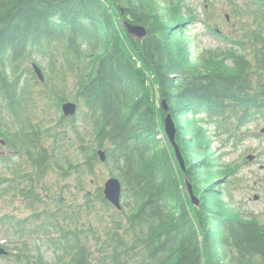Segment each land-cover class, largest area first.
<instances>
[{
  "label": "trees",
  "instance_id": "16d2710c",
  "mask_svg": "<svg viewBox=\"0 0 264 264\" xmlns=\"http://www.w3.org/2000/svg\"><path fill=\"white\" fill-rule=\"evenodd\" d=\"M247 3L243 39L193 61L180 33L197 22L187 0H0V130L12 154L0 158L12 176L0 179V200L28 212L0 215L11 245L3 260L264 264V222L236 209L235 181L216 182L220 158L206 145L209 136L236 145L251 123H264V0ZM125 21L145 26L146 38L134 39ZM33 57L44 84L25 68ZM25 72L52 98L31 92ZM69 97L79 106L71 118L60 113ZM163 101L182 153L188 145L196 158L185 171L164 135ZM39 105L60 114L42 118ZM98 167L120 178L121 210L104 198ZM185 179L205 187L199 207Z\"/></svg>",
  "mask_w": 264,
  "mask_h": 264
},
{
  "label": "rangeland",
  "instance_id": "374dc122",
  "mask_svg": "<svg viewBox=\"0 0 264 264\" xmlns=\"http://www.w3.org/2000/svg\"><path fill=\"white\" fill-rule=\"evenodd\" d=\"M233 1L234 5H232L229 0H187L188 5L197 12V22H191L186 25L180 30V33L183 42L188 47V55H190L193 61H198L204 58L209 60L219 57L235 47V42L243 39L242 35L244 34V29H249L250 27L246 25L248 21L251 20V17L248 12L246 13L244 10V8L246 9V7L249 6V3L246 5V0ZM238 6L243 7L242 14L240 15L233 13L235 10H240ZM227 15L230 16L229 21ZM33 59L34 60L31 59L26 63L25 68H32L33 64H37L45 76V71L42 68L45 66L40 64L42 61L36 57H33ZM25 75L31 85V92L33 90H42L39 89L38 86L34 89L35 84L32 79L33 75L28 72H25ZM69 87L72 89L71 86ZM152 89L157 101V87H155V85L153 87L152 85ZM43 90H45L46 97L52 98L48 90ZM67 93H70V91H67ZM68 101L75 103L73 97H69ZM60 113L57 112L56 114L54 109L51 110L45 105H39L36 110V114H39L42 118L48 119H55ZM263 126L264 123H251L247 128L245 140L236 143V145L223 143L222 139L224 138L221 136H209V139L206 140V145H211V153H214L215 157L220 158L219 164L221 165V169L218 172L221 174L219 173V177L215 178L216 182L222 181L223 179L224 181L234 180L235 183L230 186L226 185L233 191L232 193L235 198L234 206L240 213L245 214L248 219H253L254 217L260 222H264V137L257 138L255 135L256 133H259ZM210 129L212 128L209 127V130ZM4 138L3 132L0 130V140ZM177 143L181 149L180 144H182V142L177 140ZM183 152L185 167L190 168L193 164L195 165L196 158L189 155L190 149L188 145L185 147L183 146ZM0 154H6L7 156L11 155L8 148L2 146H0ZM250 154L257 155V160L248 163L246 158ZM205 159L207 160V158ZM209 163L211 169L208 170V172L214 174V171L216 172L217 170L215 167L219 168V166H214L212 162ZM10 174L8 167H6L5 164L0 163V179H9L11 178ZM214 175L216 176L218 173ZM97 177L99 181H101V186H103L105 181L108 178L113 177V175L111 176L108 170L98 167ZM188 182L192 184L196 196L201 201H204L205 187L198 186L192 180H188ZM222 183L217 185L215 189L223 191V185H225V183ZM93 186L94 183L90 188H94ZM185 190L187 193L186 182ZM255 197L258 198L255 199ZM6 201L7 200L4 198L0 200V215L8 213L9 211H15V207L21 204L18 200L14 206L12 205L11 207H8ZM15 212L20 213L22 216H25L28 213L23 209ZM6 229H8V227L0 226V246H5L6 244L11 246L7 242L8 236L6 235ZM8 251L10 253V250ZM45 254V258L48 261L54 260L52 251H46ZM0 264L8 263L0 257Z\"/></svg>",
  "mask_w": 264,
  "mask_h": 264
},
{
  "label": "water",
  "instance_id": "95a60500",
  "mask_svg": "<svg viewBox=\"0 0 264 264\" xmlns=\"http://www.w3.org/2000/svg\"><path fill=\"white\" fill-rule=\"evenodd\" d=\"M229 18V17H228ZM124 26L127 30V32L136 39L143 40L148 35L147 28L142 25H134L129 23L128 21L124 22ZM33 69L37 75V77L40 79L41 82H44V75L41 71V69L36 65L33 64ZM164 110L166 111L167 115L164 118V130L165 134L174 147L175 150V156L176 159L179 161L180 166L182 169H185V162L182 156V152L180 150L179 145L177 144L176 137H177V128L175 121L172 117V115L168 112V107L165 101L162 103ZM78 109V106L76 103L73 102H66L62 106L63 114L65 117H72L76 114ZM261 133L264 134V128L261 130ZM2 144H4V141H1ZM98 155L100 157L101 162L106 161V153L105 150H99ZM256 157L254 155H250L247 157V160L249 162H252ZM105 199L110 202L113 206H115L117 209H122L121 206V198H122V184L119 178L117 177H111L107 179V181L104 184L103 188ZM187 192L189 194V197L191 199V202L196 206L199 207L201 205L200 199L195 195L194 189L191 183L187 180ZM258 197H255L257 199ZM8 255V252L0 246V256H6Z\"/></svg>",
  "mask_w": 264,
  "mask_h": 264
}]
</instances>
